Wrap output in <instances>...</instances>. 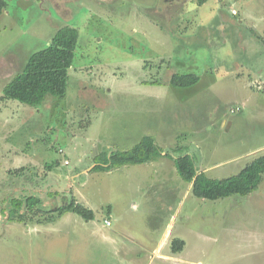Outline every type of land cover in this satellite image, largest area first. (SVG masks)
<instances>
[{
    "label": "rangeland",
    "instance_id": "374dc122",
    "mask_svg": "<svg viewBox=\"0 0 264 264\" xmlns=\"http://www.w3.org/2000/svg\"><path fill=\"white\" fill-rule=\"evenodd\" d=\"M4 1L0 264H264V177L252 194L216 201L196 198L181 177H150L142 192H182L162 203L171 212L155 213L153 196L139 194L131 177L154 166L92 170L99 154L131 150L146 136L164 155H189L213 179L238 175L264 156V55L250 70L255 56L236 49L262 35L264 0ZM65 26L79 31L66 94L39 106L2 99L29 58ZM173 74H195L200 82L175 88ZM28 197L41 204L22 210L26 222L11 219L12 200ZM72 201L91 209L94 220L60 216ZM166 225L173 228L162 248L166 258L124 260L109 240L113 232L128 241L127 252L129 240L145 246L154 230L160 240ZM176 240L190 256L185 263L169 259Z\"/></svg>",
    "mask_w": 264,
    "mask_h": 264
},
{
    "label": "trees",
    "instance_id": "16d2710c",
    "mask_svg": "<svg viewBox=\"0 0 264 264\" xmlns=\"http://www.w3.org/2000/svg\"><path fill=\"white\" fill-rule=\"evenodd\" d=\"M199 5H204L209 0H196ZM7 3L0 0V16L5 11ZM79 31L76 28L65 26L59 29L49 45L33 54L21 74H18L4 88L5 100H16L20 103L39 106L48 96L63 97L66 94L69 82V70L75 60V51L78 46ZM200 82V77L195 74H173L170 85L175 88H190ZM158 83V82H153ZM164 155L152 137H143L140 143L128 151H117L108 155L103 152L96 156L97 162L93 167L95 172L111 171L115 168L145 164L154 161ZM172 158V157H171ZM175 162L178 174L187 183H192V193L196 198L216 201L234 195L247 196L255 192L264 177V156L259 157L248 164L238 175L213 179L206 173H199L194 161L189 155L172 158ZM11 219L18 222H26L27 216L22 212L24 208L34 211L41 200L28 197L24 200H12ZM59 211V210H58ZM57 211V212H58ZM71 212L86 221L94 220V212L81 203L70 202L59 215ZM34 217L31 219L33 220ZM184 245L183 241L173 242V252H179Z\"/></svg>",
    "mask_w": 264,
    "mask_h": 264
},
{
    "label": "crops",
    "instance_id": "0c3cea01",
    "mask_svg": "<svg viewBox=\"0 0 264 264\" xmlns=\"http://www.w3.org/2000/svg\"><path fill=\"white\" fill-rule=\"evenodd\" d=\"M236 15H239V14H237V12H236V14L234 16H236ZM261 33H262V35H259V36L256 34L258 36V38L255 35V38H250V40H246L245 43H241L240 41H238L237 46H236V49L238 48V51L241 50L239 52H244V49H241V47L242 48H249L248 52L252 53L253 56H255V59L253 61L247 58L249 60V64H247L246 61H245L246 65L250 66L249 67L250 70H253L255 68L257 69V66H259V65L254 67L253 64H254V62H256V60H258L257 62L260 63L259 59L262 58V55H264V54H262V50L257 49L258 44L260 43V40H261L260 37L264 38V30L261 31ZM242 41L244 42L243 39H242ZM243 66H244V64L240 65L241 68H243ZM259 73H260L261 76H264V73L261 70H259ZM262 85H264V84H262ZM259 86L260 85H258V87H257L258 91L261 90V88ZM243 105L245 106L246 104H243ZM158 160H160L161 164L158 162ZM158 160L155 159L151 163L132 165L133 167L134 166H138V165H142V166L151 165V166H154L156 169L155 168H151V167L148 166L147 168L140 169L139 170L140 172H137V174L133 173L131 175V177L136 180V182H137L136 185L138 187H140V190L138 192L139 194H142L143 196H144V194H146L147 196H149V195L153 196V198L149 199V200H150V204L152 205L153 210H154L155 213H157V211L159 212L160 209H165L168 212H171L169 210L168 206L167 205H162V203L164 201L168 200V197L169 198H173L176 194H177V200H179V198H181V196H182V192H142V185H143V189L144 188L146 189L145 181L149 180L150 177L156 178V180L158 178V180L160 179V182H161V180H169V176L171 178H175L176 182L177 181L180 182L182 180L180 178V175L178 174V171H177V168H176V165H175V162H174L173 159H169V157L162 156ZM156 165H158L159 167L158 166L156 167ZM163 165H164V168H163ZM125 167H128V166H125ZM103 172L104 173H109L111 171H103ZM134 174H135V176H134ZM159 185L161 187H163V185H161V184H159ZM189 186H191V188H192V183H189ZM152 189L155 190L156 188L152 187ZM160 197H161L162 200L160 199ZM156 204H158V207L156 206ZM160 204L163 207H160ZM134 206L137 207L136 205H134ZM112 210H113L112 206L109 205V211L111 212ZM167 218H168V216H167ZM173 218H175V216ZM109 221H111V219H109ZM112 226H113V223H111V225L107 226V227L109 228V227H112ZM154 226H156V225H154ZM172 231H173V228L172 227L170 228V226L166 225L165 233L162 234L161 237H160L161 239L158 240V239L155 238L156 234H155V230H154L153 232L148 234L146 239L141 241V242L144 241L143 243L147 244L145 246L141 245L140 243L139 244H135L134 240H129V241H133V243L129 242L130 243L129 246H131L133 244L134 245H133L132 249L131 248L127 249L126 250L127 252H123V249H124V244L127 245L126 243L128 241H125L124 239H119L118 237L114 236L113 232H112L111 236L109 237V240L111 241V244L113 246H115L114 248H115V251H117V254L120 255V257L123 256L124 260H135V261H138L136 263H141V262H145L146 263L148 261H145L144 259H142V258L150 259V257H146V255L154 254V255L158 256V258H166V257H168V255H167L168 253L167 252L169 250L166 249L167 252L164 253L163 252L164 249L162 250V248L165 246V243H167V240H165V239L167 238V236H169L172 233ZM117 239H119V240H121L123 242H120ZM171 248H172V246H171ZM171 248L169 247V249H171ZM185 248H186L185 246L182 247V250L179 251V252H173L172 251L171 254L173 256L171 257V255H170L169 259L170 260H173V259L174 260H179L181 262L190 260V256H188L187 254H183V253H185ZM140 254H142V255L140 256ZM152 259L153 258H151L150 261Z\"/></svg>",
    "mask_w": 264,
    "mask_h": 264
},
{
    "label": "built area",
    "instance_id": "2783aa9c",
    "mask_svg": "<svg viewBox=\"0 0 264 264\" xmlns=\"http://www.w3.org/2000/svg\"><path fill=\"white\" fill-rule=\"evenodd\" d=\"M232 112H234V111L232 110ZM106 225H107V226H110V225H111V222L108 220V221L106 222Z\"/></svg>",
    "mask_w": 264,
    "mask_h": 264
}]
</instances>
